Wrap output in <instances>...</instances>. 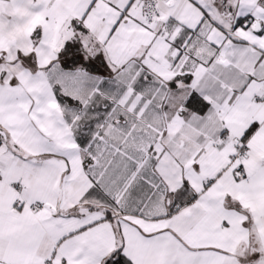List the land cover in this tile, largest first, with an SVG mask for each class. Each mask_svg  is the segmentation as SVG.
I'll return each instance as SVG.
<instances>
[{
	"label": "snow or ice",
	"instance_id": "1",
	"mask_svg": "<svg viewBox=\"0 0 264 264\" xmlns=\"http://www.w3.org/2000/svg\"><path fill=\"white\" fill-rule=\"evenodd\" d=\"M0 264H264V0H0Z\"/></svg>",
	"mask_w": 264,
	"mask_h": 264
}]
</instances>
